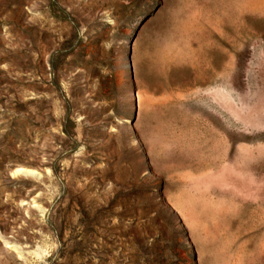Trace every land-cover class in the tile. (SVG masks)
Wrapping results in <instances>:
<instances>
[{
  "label": "rangeland",
  "instance_id": "1",
  "mask_svg": "<svg viewBox=\"0 0 264 264\" xmlns=\"http://www.w3.org/2000/svg\"><path fill=\"white\" fill-rule=\"evenodd\" d=\"M0 264H264V0H0Z\"/></svg>",
  "mask_w": 264,
  "mask_h": 264
},
{
  "label": "bare ground",
  "instance_id": "2",
  "mask_svg": "<svg viewBox=\"0 0 264 264\" xmlns=\"http://www.w3.org/2000/svg\"><path fill=\"white\" fill-rule=\"evenodd\" d=\"M15 174L35 175L36 172L31 171V170L20 169V170H17V171L15 172Z\"/></svg>",
  "mask_w": 264,
  "mask_h": 264
}]
</instances>
